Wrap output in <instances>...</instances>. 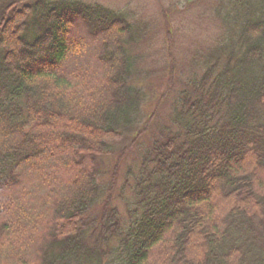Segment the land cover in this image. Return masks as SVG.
Returning a JSON list of instances; mask_svg holds the SVG:
<instances>
[{
  "label": "trees",
  "instance_id": "obj_1",
  "mask_svg": "<svg viewBox=\"0 0 264 264\" xmlns=\"http://www.w3.org/2000/svg\"><path fill=\"white\" fill-rule=\"evenodd\" d=\"M217 11L122 216L96 165L146 99L133 25L95 2L0 0V264H264V0ZM88 44L97 62L63 69ZM28 175L47 189L35 211Z\"/></svg>",
  "mask_w": 264,
  "mask_h": 264
},
{
  "label": "rangeland",
  "instance_id": "obj_2",
  "mask_svg": "<svg viewBox=\"0 0 264 264\" xmlns=\"http://www.w3.org/2000/svg\"><path fill=\"white\" fill-rule=\"evenodd\" d=\"M99 3L125 13L136 34L132 55L137 58L139 70L133 81L144 91L146 99L133 131L112 140V153L98 159L96 177L108 189L109 206L125 216L124 200L131 199L130 188L138 173L139 156L152 140L160 138V128L168 124L174 99L186 80L200 72L199 59L214 46L222 31L217 8L221 0H83ZM80 32V31H79ZM82 34V33H80ZM88 44L86 51L67 61L63 69L68 73L91 62H97ZM44 151L41 150L40 154ZM69 175L68 173H61ZM59 180V179H56ZM56 180L46 181L54 183ZM39 178L28 175L21 179L16 190L28 187L32 199L24 203L32 211L40 207L42 195ZM19 192L11 194L9 204L18 200ZM103 201L95 206L100 211ZM9 211V209H8ZM7 211V213H8ZM47 211V212H46ZM45 211L49 215L48 207Z\"/></svg>",
  "mask_w": 264,
  "mask_h": 264
}]
</instances>
